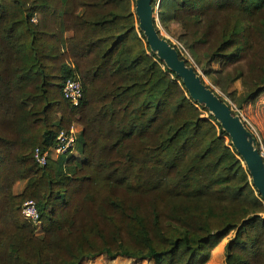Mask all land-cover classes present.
Listing matches in <instances>:
<instances>
[{
    "label": "trees",
    "instance_id": "trees-1",
    "mask_svg": "<svg viewBox=\"0 0 264 264\" xmlns=\"http://www.w3.org/2000/svg\"><path fill=\"white\" fill-rule=\"evenodd\" d=\"M135 2L0 0V264H204L232 232L227 264H264V200L220 123L151 51ZM158 19L181 27L240 111L264 95V0H160ZM74 123L75 149L38 165Z\"/></svg>",
    "mask_w": 264,
    "mask_h": 264
},
{
    "label": "water",
    "instance_id": "water-1",
    "mask_svg": "<svg viewBox=\"0 0 264 264\" xmlns=\"http://www.w3.org/2000/svg\"><path fill=\"white\" fill-rule=\"evenodd\" d=\"M157 0H136L135 13L139 27L151 51L184 83L191 99L207 109L230 137L232 145L251 176L253 186L264 200V158L255 133L236 114L232 106L204 83L195 67L190 66L176 47L163 38L157 29L159 3Z\"/></svg>",
    "mask_w": 264,
    "mask_h": 264
},
{
    "label": "rangeland",
    "instance_id": "rangeland-1",
    "mask_svg": "<svg viewBox=\"0 0 264 264\" xmlns=\"http://www.w3.org/2000/svg\"><path fill=\"white\" fill-rule=\"evenodd\" d=\"M158 27L160 30L161 35L169 40L173 45H176L180 47L183 52L185 53L187 59L189 62L192 64L191 66L195 67L211 88L215 90L223 99H225L233 108V110L239 114L246 125L253 131L256 132V134L259 137V141L264 144V95H262L256 104L252 103H247L244 104V108L242 111L238 109V105L232 102V100L223 93V91L215 86L211 80L204 74V72L199 68L193 58L191 57L189 51L183 46L181 41L179 40L180 35L182 34V29L179 25L177 24H170L169 26H164L157 21ZM215 69H219L218 65L214 66ZM236 91L238 93L239 99L242 101L244 96L246 95V90L243 88L242 84L240 82L236 84H232L230 86V92ZM204 117L207 118L208 115L206 112H204ZM82 131L81 125L78 123H74L70 129V133L74 132L76 136L79 135V133ZM76 155V153H75ZM59 155H54L53 158L57 159ZM26 187V181H18L15 183L13 187V194L14 196L21 195L23 191L25 190ZM34 224V223H33ZM37 231L38 236H43L42 232V224H34ZM236 237V232H232L226 239H223L222 241L218 242L216 246L214 247L212 254L207 260L206 263L204 264H227V252H226V246L227 244ZM83 264H157V262H144V261H133V260H128V259H117V260H109L106 257H99L90 261H86Z\"/></svg>",
    "mask_w": 264,
    "mask_h": 264
},
{
    "label": "built area",
    "instance_id": "built-area-1",
    "mask_svg": "<svg viewBox=\"0 0 264 264\" xmlns=\"http://www.w3.org/2000/svg\"><path fill=\"white\" fill-rule=\"evenodd\" d=\"M34 22L36 23L37 21L34 20ZM63 94L66 100L71 102L74 106H78L83 98L82 83L79 80H68L64 85ZM254 133L259 142L261 155L264 158V144L259 141V137L256 132ZM76 142L77 136L74 132H62L58 137L57 145L55 147L46 152H43L41 149H37L35 151V160L38 165L45 167L47 166L49 159L55 154L60 156L72 152L76 147ZM22 213L27 220L33 222L34 224L41 223L37 206L34 201L26 202L23 206Z\"/></svg>",
    "mask_w": 264,
    "mask_h": 264
}]
</instances>
